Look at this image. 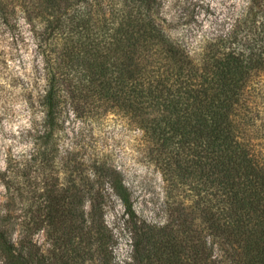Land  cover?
I'll use <instances>...</instances> for the list:
<instances>
[{"label":"trees","instance_id":"trees-1","mask_svg":"<svg viewBox=\"0 0 264 264\" xmlns=\"http://www.w3.org/2000/svg\"><path fill=\"white\" fill-rule=\"evenodd\" d=\"M0 17L11 28L26 24L43 80L29 94L41 113L31 122V146L9 152L0 171L4 197H22L36 230L51 228L61 264H74L71 251L86 264L84 254L106 243L101 228L87 225L88 217L103 222L100 196L89 210L81 197L73 209L84 143L74 133L64 144L67 111L81 117L95 109L138 125L167 197L192 200L209 227L238 239L245 264H264V0H241L196 44L171 35L163 0H0ZM91 157L98 172L107 169L104 156ZM118 193L134 216L127 192ZM78 216L85 225L75 224ZM1 222L0 250H11ZM146 242L134 244L141 262L162 249ZM164 245V263L183 264L176 242ZM21 258L29 264L31 253Z\"/></svg>","mask_w":264,"mask_h":264},{"label":"rangeland","instance_id":"rangeland-1","mask_svg":"<svg viewBox=\"0 0 264 264\" xmlns=\"http://www.w3.org/2000/svg\"><path fill=\"white\" fill-rule=\"evenodd\" d=\"M163 1L164 11L171 21V35L194 44L215 31L241 3V0ZM10 25L0 17V171L9 152L30 148L32 119L41 116L40 112L33 113L29 103L34 83L39 88L43 84L40 74L35 76L36 65L41 64L40 56L26 24L21 23L20 28ZM65 125L64 144L68 145L74 133H78L84 143L86 160L85 166L72 174L77 197L73 209L78 212L80 197L86 210L90 209L95 196H100L103 204V222L98 224L88 217L87 225L101 228L100 240L106 243L103 247L95 243L94 248L84 254L86 264H139L141 260L137 258L134 244L139 240L143 244L149 238L156 243L150 244L152 250L161 245L162 249L141 264H165L164 252L168 248L164 244L169 241L178 245L183 264H245L235 253V249L240 250L238 239L227 237L222 229L209 227L202 207L192 200L178 204L167 197L163 176L148 154L138 125L102 109L81 117H75L72 110H68ZM96 155L106 158L107 169L102 173L91 159ZM121 189L127 192L134 206V216L126 214L118 193ZM4 195L0 180V220L10 229L14 245L10 244L11 250H0V264H24L20 258L27 253H31L29 264H61L63 253L50 233L51 228L43 225L36 230L28 220L29 213H25L22 197L9 201ZM9 213L11 217L6 222ZM80 219L75 218V224L85 225ZM194 248L203 252L198 260ZM70 254L73 255L71 261L80 264V254L76 251Z\"/></svg>","mask_w":264,"mask_h":264}]
</instances>
